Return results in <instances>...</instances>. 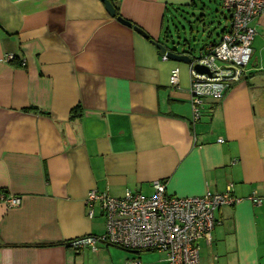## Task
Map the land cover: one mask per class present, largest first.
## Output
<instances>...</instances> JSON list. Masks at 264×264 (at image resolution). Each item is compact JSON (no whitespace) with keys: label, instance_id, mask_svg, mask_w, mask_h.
Instances as JSON below:
<instances>
[{"label":"crops","instance_id":"obj_1","mask_svg":"<svg viewBox=\"0 0 264 264\" xmlns=\"http://www.w3.org/2000/svg\"><path fill=\"white\" fill-rule=\"evenodd\" d=\"M113 3L147 36L101 0H0V264H165L156 250L65 245L104 231L97 206L87 215L90 189L150 194L153 181L177 196L230 185L243 199L215 210L199 264H264V200L245 199L264 196V12L252 21L244 75L220 99L204 98L194 121L186 62L162 60L151 42L167 40V16L194 0ZM9 196L19 205L7 207Z\"/></svg>","mask_w":264,"mask_h":264},{"label":"built area","instance_id":"obj_2","mask_svg":"<svg viewBox=\"0 0 264 264\" xmlns=\"http://www.w3.org/2000/svg\"><path fill=\"white\" fill-rule=\"evenodd\" d=\"M221 6L229 15L227 28L216 41H211L186 63L189 71V88L192 119L199 118V109L204 98L220 99L228 87L244 75V67L250 60L251 41L255 34L252 21L264 12V0H221ZM6 58L11 59L9 54ZM160 58L167 60L165 53ZM204 66L209 73H199L194 66ZM179 68L169 71L170 86H177ZM222 142V138H217ZM152 192L126 190L124 195L113 197L106 192L90 189L85 197L88 217L97 206L104 217V231L100 234H85L71 238L65 245L77 251L98 249L100 242L124 249L156 250L164 254L165 264H199L198 240L209 243L212 230L218 223L215 210L231 206L243 198L225 190L200 195L177 196L166 193L162 181L152 182ZM245 199L260 204L264 196L251 192ZM7 207L18 206L19 196L3 198ZM126 264H141L129 260Z\"/></svg>","mask_w":264,"mask_h":264},{"label":"rangeland","instance_id":"obj_3","mask_svg":"<svg viewBox=\"0 0 264 264\" xmlns=\"http://www.w3.org/2000/svg\"><path fill=\"white\" fill-rule=\"evenodd\" d=\"M220 0H194L193 7L173 12L165 19L167 40H162L166 47L180 51L182 48L192 49L197 55L199 47L211 33L212 37L226 21L227 12L221 7ZM202 14V16H201ZM187 38V43H183Z\"/></svg>","mask_w":264,"mask_h":264},{"label":"water","instance_id":"obj_4","mask_svg":"<svg viewBox=\"0 0 264 264\" xmlns=\"http://www.w3.org/2000/svg\"><path fill=\"white\" fill-rule=\"evenodd\" d=\"M101 1L103 2V5H104L106 12L110 16L115 17L118 22H120L124 25H127V26L132 25L130 21L124 19L121 15H116L115 8H114V6L110 0H101ZM132 26L139 33H141L144 36H147L141 28H139L136 25H132ZM151 42L158 48L160 53H165L168 59L178 61V62H186V63L190 59L189 56L185 53L186 51H188V50H185V48H182L180 51H176L174 49H170V48L166 47V45L164 43H160V42H157L154 40H151ZM194 69H195V71H197L199 73H209L207 71V69L201 65H195Z\"/></svg>","mask_w":264,"mask_h":264},{"label":"trees","instance_id":"obj_5","mask_svg":"<svg viewBox=\"0 0 264 264\" xmlns=\"http://www.w3.org/2000/svg\"><path fill=\"white\" fill-rule=\"evenodd\" d=\"M111 2H112V4H113V6H114V8H115V11H116V15H120L119 13H118V11H117V8H116V6L114 5V3H113V0H110ZM33 109V108H32Z\"/></svg>","mask_w":264,"mask_h":264}]
</instances>
